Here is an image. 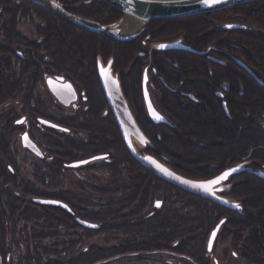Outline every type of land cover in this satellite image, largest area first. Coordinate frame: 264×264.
Segmentation results:
<instances>
[{"label": "trees", "instance_id": "trees-1", "mask_svg": "<svg viewBox=\"0 0 264 264\" xmlns=\"http://www.w3.org/2000/svg\"><path fill=\"white\" fill-rule=\"evenodd\" d=\"M56 1L69 13L101 25L122 17L103 0ZM32 17L40 21L34 26L35 40L23 38L16 30L21 22ZM232 21L245 28L214 29ZM252 26L264 28V2L191 17L153 20L147 30L161 28L169 37L181 33L187 39L197 31L201 33L200 49L214 41L232 38L234 49H239L235 52H239V57L251 59L250 69L264 82V36L253 34L248 29ZM210 29L214 30L209 32ZM136 43L117 42L109 36L76 28L23 0H0V106L27 92L23 102L30 121L38 116L51 120L29 105L36 83L53 74L75 82L86 93L90 105L88 119L58 123L72 130L86 131L87 138L44 134L46 148H61L51 155V166L59 171L56 167L62 168L63 162L107 154L106 159L100 160V168L109 176L101 192L104 195L126 193V199L121 201L95 203L93 206L100 210H82L70 197L55 192L43 194L18 184L16 160L7 155L5 160L0 159V264H13L15 260L17 264H106L152 254H166L192 264H211L207 241L221 220L224 222L217 237L230 238L234 254L243 264H264V180L253 173L264 172V124H261L264 123V87L253 78L250 84L233 62L218 66L197 56V80L208 87L197 89V104L159 88V81L153 77L158 107L171 122L166 125L152 123L146 114L140 68L133 67L121 76L123 95L134 105L137 125L150 143L144 152L164 160L178 174L196 180L210 179L237 165L245 166L228 179L227 187L221 192L241 207L229 210L185 192L144 169L127 151L113 117L100 118L101 111L108 106L97 82V56L112 59L114 70L121 72L126 67L125 61L139 49V42ZM153 66L169 82L164 67L159 63ZM224 87L223 100L229 116L221 106L222 100L213 92ZM17 116L13 111L1 115L0 130L10 133L17 130L19 127L12 124ZM44 130L53 131L46 127ZM0 151L6 156L5 149ZM18 189L26 193L27 200ZM37 197L60 200L72 213L33 202ZM156 201H161L160 207L155 206ZM76 218L95 223L98 228H84ZM6 219L10 220L13 232L19 231L23 224L19 232L25 238L19 257L11 261L8 253L12 248H6ZM28 224L47 230L40 228L29 235ZM101 233L114 238L120 235L123 240L108 247L91 246L76 254V245ZM44 239L52 244H42Z\"/></svg>", "mask_w": 264, "mask_h": 264}, {"label": "rangeland", "instance_id": "rangeland-1", "mask_svg": "<svg viewBox=\"0 0 264 264\" xmlns=\"http://www.w3.org/2000/svg\"><path fill=\"white\" fill-rule=\"evenodd\" d=\"M256 2H264V1H256ZM250 3H252V2H250ZM240 6H242V5H240ZM120 20L118 21V23H120ZM39 22L40 21L38 19H36L35 17H32L31 20L21 22L18 25L16 30L19 32V34L23 38H26L29 40H35L36 36L34 35V33H35L36 29L34 26H35V24H37ZM149 23H148V25H149ZM148 25H147V27H148ZM219 27H220V25L214 29L215 30L219 29ZM250 28H251L250 30L253 32V34H257L259 36L260 35L264 36V28L260 29V28H256L255 26H252ZM159 29H161V28H159ZM214 29H212V30H214ZM212 30L210 29L208 31L212 32ZM84 31H86V30H84ZM144 31L137 38L143 36L142 34L144 33ZM90 33H92V32H90ZM94 34H96V33H94ZM97 35H102V34H97ZM165 35L166 34H163L160 36H165ZM177 35L179 36L180 33H178ZM105 36H107V35H105ZM197 36H201V33L197 32ZM137 38H134V39H136V40H134L135 42L133 41L135 44H138V43H136V42H138ZM115 41H117V40H115ZM230 41H232V38L226 37V39H223L222 42L221 41H214L216 43L213 42V44L217 49H219V50L224 49L225 50V48H227V43ZM117 42H119V41H117ZM233 45H235V42H233ZM206 47L207 46H205V48ZM132 48H133V46H132ZM138 48L139 49L136 50L133 53V55H131V59L125 61L126 67L123 70L127 69V71L129 72L130 69H132L133 67L135 68V70L137 68L139 69L141 67V65L143 63H141L142 58L137 57V53L140 50V47L138 46ZM145 49L148 50V47H146ZM235 49L239 51L238 48H235ZM235 49L233 50L232 55L235 56V58H238L239 60H241L249 69L250 68L252 69L253 66H252V63L250 62L251 59L247 56L243 57L242 55H241L242 57H239L240 54H239V52H235L236 51ZM19 50H21V49H18L17 51H19ZM205 50H203V51H205ZM225 51H227V50H225ZM211 54L212 55H210V54L209 55L212 57H215V56H213V53H211ZM215 58L221 59L220 57H215ZM103 59L106 60L105 58H103ZM207 59L212 64L222 66L216 62L211 61L209 58H207ZM221 60L225 61V63L227 65L228 64L232 65L231 61H226L224 59H221ZM206 65L209 66L208 63H206ZM237 65H239V64H237ZM162 67H164V66H162ZM231 67H233V66H231ZM243 70L246 73H248L245 69H243ZM165 81L167 82V84L171 85V82H168L166 79H165ZM254 81L257 84H259L255 79H254ZM158 86H159V88L163 87L165 89L163 84H161L160 82H159ZM262 87H264V86H262ZM219 90H220V88H219ZM25 93H27V92H25ZM25 93H23L22 96L18 97L17 99L9 101V102L3 104L2 106H0V116L3 114H6L9 111H13L14 113L18 114V116L13 119V122H12L13 125H14V120H17L20 117L25 116V115L27 116V111H26L27 105L23 102V98H24ZM152 95L154 96L155 102L158 104V102L156 100V93H153ZM128 104H129V107L131 108V110L135 111V113H136L134 105L131 102H129ZM29 105H30V107L37 109L40 112H44V114L47 115L48 117L55 118V119H61L63 117L69 116V114H70V111H69L70 109L63 106V105L58 104V102L52 96V94L50 93V91L48 90V88L45 84L44 79L40 80L38 83H36V86L33 89L32 99L29 101ZM78 120L84 121V119H82V118H79ZM259 121H261V120L259 119ZM261 124H264V123H261ZM16 126L19 128L17 130H15L13 133H10L8 130H0V149L3 148L6 151L5 152L6 156H4V154L0 151V159L5 160L7 155H10L11 157L14 156L13 159L16 160V173H17V178H18V181H17L18 184L23 183V187L28 188L30 190H37V192H39V193L49 194L51 192H55V193H58L59 195H61L62 197H65V198L70 197L72 199V202L74 204H76L77 207H79L78 205H80L82 210H88V209L89 210H92V209L93 210H100L99 207L97 209V207H94L93 205L95 203L105 204V203L109 202L110 200H113V201L120 200L121 201L122 199L123 200L126 199V193H124V195L121 192L113 193L112 195L111 194L110 195L102 194L103 192H101V188H103L106 185V183H108V177H109L108 173L105 170L100 168V164L102 163V161L97 160V161H94V162L89 163L87 165L79 166V167H68V166L64 165L62 168L60 167L61 168L60 169L58 166L56 168H58L59 171H54V169H53L54 167L51 166V160H52L51 155H53L54 152L57 150L59 152V150H61V148H59V147H54V148L48 147V148H46L45 147V144L43 142V138H44L43 133L45 132L44 127L42 125H38L37 121H33V122H32V120L30 121V119L28 120L27 124H21L19 126L18 125H16ZM25 130H27L30 133L31 138H33L37 142V144H39L42 152L45 153V158L43 160L47 162L46 164H43L41 162V159H39L37 156L33 155L27 149L22 147L20 135ZM79 131L77 129H75V130L73 129L72 132H74V134L71 135V138H73V139H84L85 140L86 136H87L86 134H88V133H86V131L81 130V132H84L85 134L81 133L82 135H77V134H79V133H77ZM9 134H11V135H9ZM85 144H88V143L86 142ZM133 144H134L137 152H139L140 154L144 153V148L142 146H140L136 141H134ZM68 152H69V150H68ZM72 161H74V160H72ZM49 171L53 172V173H51L52 176H50L51 174H49ZM189 179H191V178H189ZM193 180H196V179H193ZM6 187L10 188L11 186L7 185ZM225 187H227L226 184H224V188ZM112 188H111V190H112ZM18 192L20 194L22 193L21 197L24 200L28 199V196L26 195V193L22 192V190L18 189ZM114 207L117 208V205H114ZM6 221H8V222H5L6 223L5 233H6V242H7L6 248H8V247H10V249L12 248L10 253H8L9 258H10L9 261H11V260H15L16 258L19 257L21 250H23V248H24V244H25L24 239L25 238L21 234V232H19L22 230L23 224H20L21 226H20L19 231L13 232L11 230L10 220L6 219ZM28 228H29V235L31 234V231H33V230L37 231L40 228L43 229L42 227H38V228L32 227L30 224H28ZM44 229H46V228H44ZM44 229H43V231H45ZM122 240H123V237L120 235H118L116 238H114L111 235H106L103 233L96 234L95 236H93L89 239H85L84 241L81 242V244L76 245L75 251H77L76 254H79L80 251H84L85 249H87L91 246L108 247V246H112V245H118ZM42 242H43L42 244H45V245L52 244L47 239H44ZM234 252H235V250L231 246L230 238L224 239V236H223V238H221L219 235L215 240L214 247H213L212 251L210 253H208L210 255L209 260H210L211 264H243L242 260L238 256H236L234 254ZM13 264H17V261L15 260ZM106 264H192V263L189 261L183 260V259H177L175 257L173 258V257L166 255V254H152V255L142 257V258L137 257V256L122 258V259H119L116 261H111V262L106 263Z\"/></svg>", "mask_w": 264, "mask_h": 264}, {"label": "water", "instance_id": "water-1", "mask_svg": "<svg viewBox=\"0 0 264 264\" xmlns=\"http://www.w3.org/2000/svg\"><path fill=\"white\" fill-rule=\"evenodd\" d=\"M32 4H35L44 10L51 12L56 17L61 20L67 22L68 24L73 25L76 28H80L86 30L88 32L102 34L110 36L111 38L119 41L126 42L137 38L147 27L148 23L153 20H167V19H176V18H184L191 17L200 14H206L221 10H227L232 7L244 5L250 2L256 1H264V0H208L207 3H204L203 0H103L105 3L116 9L121 13L123 20L125 17H131L132 19L138 22V28L129 34H121L119 31L115 30V26L118 22L109 25H101L96 22L83 19L74 14L69 13L65 6L57 2L56 0H23ZM93 1V0H91ZM90 1V2H91ZM120 20V21H121ZM225 29H233V28H242L244 26H239L236 24H230L223 26ZM251 29V28H248ZM160 45H165V47H160ZM212 48V47H211ZM211 48L205 51H199L193 49L191 46L182 44L180 41L167 42V43H159L156 44L157 50L166 51V50H183L188 51L197 55L206 54ZM211 61L223 64V61L218 60L213 57H208ZM235 61L245 69L249 75L254 78L261 86H264V83L255 75L244 63L239 60ZM101 82L103 85L104 94L106 100L109 104V107L112 111L113 117L117 124V127L120 131L121 138L124 142V145L131 156L138 162L144 169L148 170L152 174L156 175L160 179L165 182L185 191L192 195L198 196L204 200L212 202L218 206L224 207L229 210H240L241 207H235L237 202H231L228 199L219 195V193L224 190L222 183L228 180V178L236 173H238L242 168L241 166H237L231 169H227L218 175L207 179V180H193L189 179L185 176H182L160 160L154 158L151 155H141L134 148L131 136L134 137L140 144L146 143V138L143 133L137 126L133 116L131 115L129 108L127 106V102L121 92L119 82L117 80H112L109 82H105L103 77V73L100 72ZM59 80L62 81L63 78L59 77ZM48 84H50L48 82ZM147 76L144 74L143 82H142V95L145 104V108L148 114V117L153 123H164L170 124L169 121L160 114L154 107L149 92L147 90ZM67 88L71 86L69 83L64 84ZM63 85V86H64ZM219 97L222 96L221 92H217ZM222 107L225 113L228 115L225 102H222ZM158 117H162L159 119ZM24 118H21L17 123H21ZM38 122L45 127L59 129L60 126L54 124L51 121L39 118ZM22 145L34 153H37L39 156L42 154L39 153L38 149H36L35 144L30 141L26 134L22 136ZM106 155H96L91 158L72 162L70 167H79L82 165H86L87 163L97 160L103 159ZM235 169V171H231ZM225 172H229L230 174L222 180H218V177H221ZM254 174L259 178L264 180V173L262 171H254ZM209 181H216L215 183H209ZM35 203L57 206L63 208L64 210L71 212V209L64 202L56 200V199H44V198H35ZM157 205H160V202H157ZM224 220H221L211 231L210 236L207 242V251L210 252L214 245V241L219 232L220 226ZM77 223L84 228L89 229H97L98 225L89 221L77 219Z\"/></svg>", "mask_w": 264, "mask_h": 264}, {"label": "flooded vegetation", "instance_id": "flooded-vegetation-1", "mask_svg": "<svg viewBox=\"0 0 264 264\" xmlns=\"http://www.w3.org/2000/svg\"><path fill=\"white\" fill-rule=\"evenodd\" d=\"M233 22L234 21L223 24L219 27V29L220 30L238 29V28L225 29V27H223L225 25L234 24ZM163 34H166V35L162 36V37L158 36V35H163ZM167 34L168 33H166V31L162 32L160 29L150 31V30H147V28H146L144 33L142 34L143 36L137 38L138 42L140 44V50L137 53V57L142 58L141 63H143L140 67V70H141V94H142L143 77H144V74H146V76H147V84L146 85H147V90L149 92V96L152 100L153 105L157 109V111H159L163 115H164V112L159 109L158 104L155 102L154 96L152 95L153 93L157 94V88L155 86L153 77H156V79L161 84H163V86L165 87V89L168 92H171L172 94H177L182 99L188 100V101L193 102L195 104H197V89L202 90L204 88H203V85L200 84L201 81L197 80V56H198L197 54H194V53H191L188 51H183V50H175V49L160 51V50L155 49L156 44L180 41L182 44L191 46L193 49L199 50V51H203L205 49L207 50V49L212 47L210 49V51H208L206 54H204V56H205L204 58L207 61H209L207 58L212 57L210 55H212L211 53H213V56H215V57H220L221 59H224L226 61H231L233 63L238 64L235 61V59H237V58H235V56L232 55L233 49H234L233 41H230L227 43V48H225V50H227V51H225L224 49L223 50L217 49L213 43L211 45L207 46L206 48L200 49L198 47V45L201 42V36H197V31L194 32L193 37L190 39L185 38L184 36L181 35V33L179 36L175 35L172 37L167 36ZM156 36H158V38H156ZM134 40H136V39L126 41V43H128V42L134 43L135 42ZM214 43H216V42H214ZM134 44H131V46L134 47ZM146 47H148V50L145 49ZM99 55L100 54H98L97 60L95 61L96 77H97V82H98L99 88L101 89L102 94L104 96V99L106 101V104L108 106L107 108H105L101 111L100 118L110 117V115L113 117L112 111L109 107V104H108L106 97H105V94H104L103 85H102L101 77H100V72L103 73V77L105 79V82L106 81L109 82V81H112L114 79L117 80L119 82L120 89H121V76H122V74L127 75L129 72L127 71V69L122 70L121 72L115 71L114 67H113V60L112 59L104 60ZM194 56H196V57H194ZM215 57H213V58H215ZM216 59H218V58H216ZM221 59H218V60H221ZM221 61H223V60H221ZM155 63H159L161 66L164 65L165 73L167 74V76H169V82H171V85L167 84V82L163 79V77L154 68L153 65ZM193 63H194V66H193ZM186 64L188 65L187 71L185 69ZM220 65L225 66L226 65L225 61H223V64H220ZM59 77L63 78V80L60 81ZM44 81H45V84H46L48 90L50 91L52 96L55 98V100L58 102V104L69 108L70 114H69V116L63 117L61 119L52 118L51 120H49V121L57 124L61 128H59V129L53 128L52 132H46L45 131L43 134H68L71 137V135L74 134V132H72L73 130L64 126L63 124L58 123V122L63 121V120L74 121L76 119L81 118L80 117L81 115H83L82 118L84 117L85 119H88L90 105H88V103H87L86 93L84 90L79 88V86L76 85L75 82L67 79L66 77L60 76V75L53 74V75H50L47 77L45 76ZM48 82L50 84H48ZM65 83H69L71 86H69V88H67L64 85ZM225 90H226V87L220 88V90L214 89V91H213L214 95L217 98L222 100L221 106H222V102H225L223 100ZM121 92H122V89H121ZM217 92H221L222 96L219 97L218 95H216ZM122 94H123V92H122ZM126 102H127V106L129 108L131 115L133 116V118L136 121V118H135L136 113H135V111L131 110V108L129 107V104H128L131 101L126 99ZM143 105H144V101H143ZM225 106H226V102H225ZM21 118H24V120L18 124L17 122ZM38 119H39V117H36L35 121H37L38 125H42L38 122ZM28 120H29L28 115L22 116L19 119L14 120V125L19 126L21 124H27ZM113 120L115 122L114 117H113ZM47 128H49V127H47ZM118 131H119V129H118ZM77 133H79L77 135H82L81 133H84V132L79 131ZM119 133H120V131H119ZM24 134H26L27 137L30 139V141H32L35 144L36 149H38L39 153L42 154L41 156H39L37 153L32 152L31 150H29L28 148H26L22 145V139L21 138ZM120 137H121V134H120ZM86 138H87V136H86ZM20 140H21L22 147L27 149L33 155L37 156L41 160H43L45 158V153L42 152L39 144H37V142L33 138H31V135L27 130H25L20 135ZM131 141H132V143L134 141H136L138 143V141L135 140L134 137H132V136H131ZM139 145L145 149V148L150 146V143L146 142L145 144H139ZM146 154H148V153H146V152L143 153V155H146ZM148 155H151V154H148ZM151 156H153V155H151ZM79 160H82V159H79ZM75 161H78V160H74L71 162L68 161L67 163L63 162L62 167L64 165L70 167L69 164L72 162H75Z\"/></svg>", "mask_w": 264, "mask_h": 264}, {"label": "bare ground", "instance_id": "bare-ground-1", "mask_svg": "<svg viewBox=\"0 0 264 264\" xmlns=\"http://www.w3.org/2000/svg\"><path fill=\"white\" fill-rule=\"evenodd\" d=\"M43 2H45L43 0ZM138 28V22L134 19H132L131 17H125L118 25L115 26V30L119 31L121 34H129L134 32L136 29ZM80 29V28H79ZM198 57H200L201 59H205L204 55H198ZM206 60V59H205ZM235 68L240 71L242 74L246 75L247 77V81L252 84V77L246 73L239 65H235ZM199 82V81H198ZM201 85L207 87V84H205V82L203 83V81L200 83Z\"/></svg>", "mask_w": 264, "mask_h": 264}, {"label": "snow or ice", "instance_id": "snow-or-ice-1", "mask_svg": "<svg viewBox=\"0 0 264 264\" xmlns=\"http://www.w3.org/2000/svg\"><path fill=\"white\" fill-rule=\"evenodd\" d=\"M204 3H207L208 0H203ZM160 47H165V45H160ZM110 63V62H109ZM159 119H162V117H158ZM231 171H235V169L231 170ZM230 173L229 172H225L221 177H218V180H222L225 179ZM216 181H209V183H215ZM235 207L239 208L240 205L239 204H235Z\"/></svg>", "mask_w": 264, "mask_h": 264}]
</instances>
